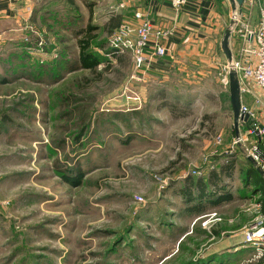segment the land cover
<instances>
[{
  "label": "rangeland",
  "instance_id": "rangeland-1",
  "mask_svg": "<svg viewBox=\"0 0 264 264\" xmlns=\"http://www.w3.org/2000/svg\"><path fill=\"white\" fill-rule=\"evenodd\" d=\"M137 3L28 0L27 24L0 39V264H257L244 233L259 214L244 181L255 166L232 143L225 31L149 76L108 52ZM89 21L97 72L77 64L76 25ZM72 167L80 185L60 173Z\"/></svg>",
  "mask_w": 264,
  "mask_h": 264
},
{
  "label": "built area",
  "instance_id": "built-area-1",
  "mask_svg": "<svg viewBox=\"0 0 264 264\" xmlns=\"http://www.w3.org/2000/svg\"><path fill=\"white\" fill-rule=\"evenodd\" d=\"M169 1L176 10H181L189 0ZM244 4L248 7L247 13L241 9ZM235 5V10L231 9L230 18L233 21L232 34L239 35L241 39L240 56L239 58L233 57L231 62L227 61L224 69L227 75L231 69L236 71L241 93L240 112L248 114L252 122L240 120L239 135L233 136L232 143L234 146L241 145L245 148L248 158L255 162L264 177V147L260 148L259 146L260 144L264 146V123L259 120L258 110L253 106V104L257 106L260 104V99L254 96V88L264 90V0H244L241 5L235 0ZM254 11L258 13L259 19L255 26H250L249 21L245 18L251 19ZM134 19L136 21L122 22L114 30L109 38L110 54L118 57L129 53L134 68L139 72H145L149 70L152 60L170 54L165 40L174 34L175 27H163L155 24L149 14L142 10L135 11ZM42 44L41 38L39 46ZM244 95L253 96V103L247 105L244 102ZM241 122L248 125L244 134L240 133ZM248 136L254 137V141L249 146L247 145ZM223 141L222 133L215 136V144L221 145ZM258 196L260 197V194ZM256 205L259 214L254 223L244 230L245 241L254 249L250 260L257 264H264V212L259 200Z\"/></svg>",
  "mask_w": 264,
  "mask_h": 264
},
{
  "label": "crops",
  "instance_id": "crops-1",
  "mask_svg": "<svg viewBox=\"0 0 264 264\" xmlns=\"http://www.w3.org/2000/svg\"><path fill=\"white\" fill-rule=\"evenodd\" d=\"M138 2L134 11H146L151 20L157 25L175 27L174 34L165 40L170 54L176 48L190 42H203L211 40V38H219V34L223 30L225 31L231 23L232 7L230 0H189L181 10H176L169 0H138ZM28 6V0H0V39L6 38L7 29L21 30L27 24L30 10ZM241 9L244 13H247L248 7L243 5ZM134 11L131 15L124 16L123 21H136ZM258 19L257 14H253L251 19L245 18L249 21L250 26H255ZM235 41L238 42V47L232 48ZM240 45V36L232 34L230 48L233 57L239 54ZM166 71L161 59H155L150 63L148 75L151 76L154 72L163 73ZM254 96L260 99V104L258 106L253 104V106L258 110L259 120L264 123V90L254 88ZM249 97L253 98L250 95ZM253 100L254 98L251 104Z\"/></svg>",
  "mask_w": 264,
  "mask_h": 264
},
{
  "label": "trees",
  "instance_id": "trees-1",
  "mask_svg": "<svg viewBox=\"0 0 264 264\" xmlns=\"http://www.w3.org/2000/svg\"><path fill=\"white\" fill-rule=\"evenodd\" d=\"M122 18L123 17H119L116 26L119 23L121 24L122 22H124L123 21L124 19H122ZM77 25H78V23H77ZM77 25H76V27L80 29L81 27L77 26ZM77 28H75V29H77ZM97 29H98V26L93 24L91 21H89L85 28H81V30H79V31L76 30L75 31L76 33H74L76 35V37H78L76 39H77V47H78L77 64L79 65V69H87V70L92 71V72H97V70L99 69V67L103 63L104 58H102L100 54H97L93 50V44H94L95 40L98 39V36H99L98 34L93 33V31L97 30ZM108 52L111 53V50H109ZM107 65H110V64H107ZM97 74H100V72H98ZM0 83H7V80L1 78V76H0ZM171 105H173V104H171ZM234 135H235V130H234ZM232 164H234L233 161H232ZM224 167H225V165H223L220 168L219 172H217L216 170H212L208 180L211 182V181H213V179L215 180V178L220 177L218 174L223 173V170L225 169ZM226 167L228 168V165H226ZM249 169L250 170L248 172V176L246 177L247 179H244V181L247 185H254L253 191H254L255 195L260 194V197L258 198V200L261 202L262 211L264 212V185H263L264 183H262L263 176L258 172L256 167H251ZM73 171L74 170L72 167V168H69L68 172H66V171L61 172L60 171V173L62 174L63 178L66 181L74 184L75 186L80 185L82 178L85 174L82 170H80L79 173L77 174L78 177H75ZM254 173H255V175H254ZM189 181H191L192 183L194 182L193 176H191V175L189 176ZM198 181L196 182V186L198 184ZM184 189H185L184 192H186V194H188V192H191V191H187L188 187H185ZM213 197H212L211 202L217 203V204H220L223 201L230 199L229 194H227V195L224 194V196L221 194H218L217 196L214 195ZM195 207H197V206H195Z\"/></svg>",
  "mask_w": 264,
  "mask_h": 264
},
{
  "label": "water",
  "instance_id": "water-1",
  "mask_svg": "<svg viewBox=\"0 0 264 264\" xmlns=\"http://www.w3.org/2000/svg\"><path fill=\"white\" fill-rule=\"evenodd\" d=\"M230 1H231L232 10H235L236 8L235 0H230ZM236 1L238 2V4L241 5L243 4L244 0H236ZM232 26H233V21H231L230 26L225 29V35L221 43L222 49L229 62H231L233 58L232 50L230 48V37L232 35ZM229 84H230V101H231V107H232V112H233L234 129H235V134L238 136L240 120H245L251 123L252 119L250 118L248 114H243L240 112V108H241L240 83H239V79L237 78V73L234 69H231L229 72ZM259 146L260 148L264 147L262 144H260ZM252 162L254 166L256 167V169L261 174H263V172L260 170L258 166H256L253 160Z\"/></svg>",
  "mask_w": 264,
  "mask_h": 264
}]
</instances>
